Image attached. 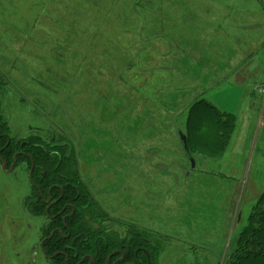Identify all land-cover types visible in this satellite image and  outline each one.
Returning <instances> with one entry per match:
<instances>
[{"label":"rangeland","instance_id":"obj_1","mask_svg":"<svg viewBox=\"0 0 264 264\" xmlns=\"http://www.w3.org/2000/svg\"><path fill=\"white\" fill-rule=\"evenodd\" d=\"M0 75L11 120L66 140L168 264H224L264 192V0H0ZM201 97L237 121L226 152L191 168L179 132ZM8 180L0 264H27L15 253L37 241Z\"/></svg>","mask_w":264,"mask_h":264},{"label":"flooded vegetation","instance_id":"obj_2","mask_svg":"<svg viewBox=\"0 0 264 264\" xmlns=\"http://www.w3.org/2000/svg\"><path fill=\"white\" fill-rule=\"evenodd\" d=\"M4 87L0 75V93ZM1 103L0 96V189L5 190L8 177L23 184L17 207L19 221L25 223L23 238L37 241L27 255L22 249L15 256L26 258L27 264L171 263L164 256L163 239L144 233L130 219L110 215L99 194L84 181L71 150L64 157L76 179H63L61 137L53 130L46 136L42 127L13 122ZM0 195L5 216L1 190Z\"/></svg>","mask_w":264,"mask_h":264},{"label":"trees","instance_id":"obj_3","mask_svg":"<svg viewBox=\"0 0 264 264\" xmlns=\"http://www.w3.org/2000/svg\"><path fill=\"white\" fill-rule=\"evenodd\" d=\"M236 121L235 115L222 113L204 98H199L190 106L183 123L184 135L192 155L198 153L210 158L223 155L235 130ZM194 139L196 143H191ZM62 141V177L71 180L75 174L68 167L69 158L64 157L70 152L69 143L64 139ZM224 264H264V192L252 207L247 223L238 234L235 246Z\"/></svg>","mask_w":264,"mask_h":264},{"label":"water","instance_id":"obj_4","mask_svg":"<svg viewBox=\"0 0 264 264\" xmlns=\"http://www.w3.org/2000/svg\"><path fill=\"white\" fill-rule=\"evenodd\" d=\"M179 139L184 149L183 151L185 152L187 159L191 163V168H194V166L196 165L194 161V157L189 149L187 138L182 132H179Z\"/></svg>","mask_w":264,"mask_h":264},{"label":"crops","instance_id":"obj_5","mask_svg":"<svg viewBox=\"0 0 264 264\" xmlns=\"http://www.w3.org/2000/svg\"><path fill=\"white\" fill-rule=\"evenodd\" d=\"M226 152V151H225Z\"/></svg>","mask_w":264,"mask_h":264}]
</instances>
